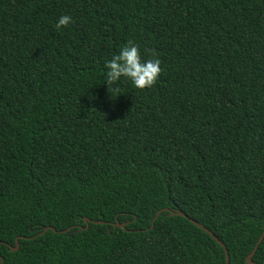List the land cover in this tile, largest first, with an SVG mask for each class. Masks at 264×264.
<instances>
[{"label":"trees","instance_id":"16d2710c","mask_svg":"<svg viewBox=\"0 0 264 264\" xmlns=\"http://www.w3.org/2000/svg\"><path fill=\"white\" fill-rule=\"evenodd\" d=\"M128 41L161 61L150 89L104 84ZM161 209L247 264L264 230V0H0L3 264H225L185 218L150 229Z\"/></svg>","mask_w":264,"mask_h":264},{"label":"clouds","instance_id":"9594fccd","mask_svg":"<svg viewBox=\"0 0 264 264\" xmlns=\"http://www.w3.org/2000/svg\"><path fill=\"white\" fill-rule=\"evenodd\" d=\"M71 23H73V18L70 15H61L55 27L61 29ZM160 65L161 61L158 58L142 59L139 47L134 42L128 41L119 49L118 54L105 61L104 84L109 87L120 82H130L136 89H150L162 72Z\"/></svg>","mask_w":264,"mask_h":264},{"label":"water","instance_id":"95a60500","mask_svg":"<svg viewBox=\"0 0 264 264\" xmlns=\"http://www.w3.org/2000/svg\"><path fill=\"white\" fill-rule=\"evenodd\" d=\"M163 212H166L168 214L169 217H174V216H179V217H182V218H185L187 219L191 224H193L194 226H196L197 228H199L200 230H202L203 232H205L207 235H209L219 246L222 247V249L224 250V253H225V264H229V256H228V252H227V249L226 247L223 245V243H221V241L215 237L207 228H205L203 225L197 223L196 221L190 219L188 216H186L183 212L181 211H171V210H168V209H161L157 212L153 222H152V225L150 227V229L153 228L154 226V222L156 221V219L160 216L161 213ZM85 222H88L87 219L84 220ZM103 224V223H101ZM88 228V224L86 225L85 229ZM112 228L114 230H116L117 228H120L122 229L123 231H126V224L125 223H119V222H116L114 224H112ZM47 231H52L54 233H57L56 230L54 228H51V227H47L43 230V232L39 233L37 236H34V238L36 237H39V236H43ZM69 231V229L67 230ZM67 231H64V232H67ZM64 232H58V233H64ZM23 239L27 240L29 238H24ZM264 239V230L262 232V234L260 235L259 239L257 240L252 252L247 256L246 258V262L247 264H253L251 258L253 257V255L255 254L258 246L261 244L262 240ZM19 249V244H18V239L16 240V246L15 248H12L10 247V252H16L18 251ZM4 263V259L3 257L0 256V264H3Z\"/></svg>","mask_w":264,"mask_h":264}]
</instances>
